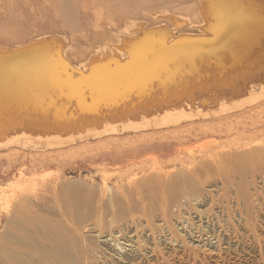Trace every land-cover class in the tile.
Segmentation results:
<instances>
[{
	"label": "rangeland",
	"instance_id": "rangeland-1",
	"mask_svg": "<svg viewBox=\"0 0 264 264\" xmlns=\"http://www.w3.org/2000/svg\"><path fill=\"white\" fill-rule=\"evenodd\" d=\"M249 1L0 0V264H264Z\"/></svg>",
	"mask_w": 264,
	"mask_h": 264
},
{
	"label": "bare ground",
	"instance_id": "bare-ground-1",
	"mask_svg": "<svg viewBox=\"0 0 264 264\" xmlns=\"http://www.w3.org/2000/svg\"><path fill=\"white\" fill-rule=\"evenodd\" d=\"M217 1V0H216ZM227 1V0H226ZM220 2H222V1H220ZM244 2H246V4L248 5L249 3H247V0L245 1L244 0ZM243 2V3H244ZM248 2H251V4H252V1H249L248 0ZM264 2V1H263ZM231 3H232V0H231ZM235 5L237 4V5H240L239 4V2L237 1H235V2H233ZM228 4H230L229 3V0H228ZM234 4H230L231 6H233ZM256 4V2H254L252 5L254 6ZM259 4H262V2H259ZM242 6V7H241ZM262 6L264 7V5L262 4ZM221 7V6H220ZM226 6L224 5V8H225ZM236 7H238V6H236ZM240 7V10H241V8H243L244 6L243 5H240L239 6ZM247 7H249V6H247ZM255 7H257L256 5H255ZM231 8V7H230ZM246 8V7H245ZM231 9H235V7H232ZM239 9V8H238ZM249 9V8H248ZM243 10V9H242ZM246 10H247V8H246ZM246 10H245V12H246ZM257 10H259V8L257 9ZM224 11H226V10H224ZM229 11V10H228ZM236 11V10H235ZM254 11V9H252V12L251 13H249V11H248V13L249 14H245L244 13V11H243V13L242 14H239V12L237 11V12H233V10H231L230 12H227L226 13V16H225V14H224V17H227V19H225V20H227V21H229V22H227V24L225 25V27H224V29L226 30V31H233V33L234 32H237L238 33V31L240 30V32L241 33H244V34H253L254 35V39L256 38V40L255 41H257V40H262V36H261V33H263L264 32V16H263V14H264V11L262 10V11H257V12H253ZM167 12V11H166ZM243 14H245V15H243ZM222 21V20H221ZM222 27V26H221ZM138 28V27H137ZM220 28V27H219ZM166 29V28H165ZM164 29V30H165ZM214 29V28H213ZM169 30V29H168ZM214 31H215V29H214ZM218 31V30H217ZM246 32V33H245ZM227 33V32H226ZM236 33V34H237ZM168 34V33H167ZM166 34V35H167ZM235 33H234V35H236ZM170 35V34H169ZM169 35H168V37H169ZM224 35V34H223ZM223 35H221L222 36V38H223ZM231 35H233V34H231ZM233 35V36H234ZM239 35V34H238ZM243 35V34H242ZM263 35V34H262ZM171 36H172V34H171ZM225 36V35H224ZM227 36H229V35H227ZM244 36H247V35H244ZM237 37V36H236ZM241 37V36H240ZM248 37H250V36H248ZM206 38V37H205ZM214 38H216V37H214ZM220 38V37H219ZM226 38V37H225ZM241 38H243V37H241ZM263 38H264V35H263ZM203 39V38H202ZM237 39V38H236ZM239 39V38H238ZM238 39H237V41H238ZM248 39H250V38H248ZM215 40V39H214ZM217 40V39H216ZM234 40V39H233ZM232 40V41H233ZM240 40V39H239ZM242 40V39H241ZM203 41V40H202ZM205 41V40H204ZM217 41H219V39L217 40ZM248 41V40H247ZM246 41V42H247ZM258 43L259 42H261V41H257ZM257 42H255V44H257ZM198 43V42H197ZM212 43V42H211ZM234 44H235V42H233ZM238 43H240L239 41L237 42V44ZM166 44V43H165ZM214 44V43H213ZM233 44V45H234ZM241 44V43H240ZM246 44V43H245ZM203 45H204V43H203ZM211 45V44H210ZM233 45H232V47H233ZM252 45V44H251ZM257 45H259V44H257ZM166 46V45H165ZM216 46V45H215ZM238 46V45H237ZM264 46V45H263ZM33 47V46H32ZM203 47V46H202ZM211 47V46H210ZM242 47V46H241ZM258 47V46H257ZM260 47V46H259ZM234 48V47H233ZM243 48V47H242ZM242 48H240V50L242 49ZM244 48H245V46H244ZM250 48V47H249ZM170 50H172V49H170ZM235 51H233V53H234ZM157 53V52H156ZM178 53V52H177ZM14 54V53H13ZM167 54V53H166ZM179 54V53H178ZM235 54V53H234ZM242 54V53H241ZM57 55V54H56ZM176 56V55H175ZM246 56V55H245ZM247 58V57H246ZM145 59V58H144ZM242 59V58H241ZM176 60H177V58H176ZM246 60V59H245ZM244 60V61H245ZM140 61V60H139ZM175 61V60H174ZM235 61V60H234ZM243 61V62H244ZM157 62H159V61H157ZM241 62V61H240ZM12 63V62H11ZM130 63H131V61H130ZM138 62H136V64H137ZM175 63V62H174ZM237 63V62H236ZM252 63V62H251ZM115 64V63H114ZM147 64V63H146ZM159 64V63H158ZM161 64V63H160ZM163 64V63H162ZM165 64V63H164ZM240 64V63H239ZM122 65H124V64H122ZM130 65H133L132 63L131 64H129V65H127V66H130ZM234 65V64H233ZM236 65V64H235ZM21 66V65H20ZM138 66V65H137ZM136 66V67H137ZM150 66V65H149ZM160 67V69H161V65H159ZM170 66H171V64H170ZM182 66V65H181ZM184 66V65H183ZM244 66V65H243ZM251 66H252V64H251ZM116 67V66H115ZM119 67H120V65H119ZM123 67V66H122ZM174 67V66H173ZM186 67V66H185ZM236 67V66H235ZM254 67V66H253ZM121 68V67H120ZM124 68H125V66H124ZM142 68V67H141ZM146 68V67H145ZM144 68V69H145ZM149 68V67H148ZM158 68V69H159ZM165 68V67H164ZM166 68H167V66H166ZM169 68V67H168ZM184 68V67H183ZM187 68V67H186ZM232 68V67H231ZM248 68V67H247ZM118 69V68H117ZM123 69V68H122ZM152 69V68H151ZM157 69V70H158ZM174 69V68H173ZM176 69V68H175ZM185 69V68H184ZM251 69V68H250ZM127 70V69H126ZM155 70V69H154ZM156 70V71H157ZM113 71V70H112ZM146 71V70H145ZM167 71V70H166ZM233 71H234V69H233ZM264 71V70H263ZM124 72V71H123ZM154 72V71H153ZM152 72V73H153ZM183 72V71H182ZM146 73V72H145ZM151 72L149 71V73L148 74H150ZM159 73H160V71H159ZM165 73V72H164ZM167 73V72H166ZM259 73V72H258ZM129 74V73H128ZM162 74V73H161ZM174 74H175V72H174ZM178 74V73H177ZM122 75H124V74H122ZM131 75V74H130ZM138 76H139V74H137ZM233 75V74H232ZM134 76V75H133ZM168 76V75H167ZM144 77H147V74H146V76H144ZM152 77V76H151ZM157 77V76H156ZM254 77V76H253ZM126 78V77H125ZM129 78V77H128ZM127 78V79H128ZM135 78V77H134ZM133 78V79H134ZM150 78V77H149ZM118 79V78H117ZM164 79V78H163ZM163 79H162V81H163ZM175 79V78H174ZM176 79H178V78H176ZM1 80V79H0ZM123 80H125V79H123ZM147 80H148V78H147ZM153 80H154V77H153ZM156 80V79H155ZM158 80V79H157ZM173 80V79H172ZM18 81H19V79H18ZM131 81V80H130ZM151 81V80H150ZM160 81V80H159ZM175 81V80H174ZM83 82V81H82ZM127 82H129V81H127ZM146 82V81H145ZM152 82V81H151ZM1 83V82H0ZM2 83H4V82H2ZM21 83V82H20ZM116 83V82H115ZM118 83V82H117ZM122 83V82H121ZM154 83V82H153ZM231 83H233V82H231ZM14 84V83H13ZM72 84V83H71ZM185 84V83H184ZM234 84V83H233ZM106 85V84H105ZM108 85V84H107ZM118 85V84H117ZM132 85V84H131ZM147 85V84H146ZM12 86V85H11ZM114 86V85H113ZM120 86V85H119ZM135 86V85H134ZM218 86V85H217ZM118 87V86H117ZM137 87V86H136ZM180 87V86H179ZM123 88V87H122ZM127 88H128V86H127ZM181 88V87H180ZM101 88H99V90H100ZM125 90V89H124ZM133 90V89H132ZM222 90V89H221ZM34 91V90H33ZM48 91V90H47ZM103 91V90H102ZM7 92V91H6ZM11 92V91H10ZM53 93V92H52ZM91 93V92H90ZM262 93V92H261ZM6 94V93H5ZM45 94V93H44ZM101 94V93H100ZM239 94V93H238ZM256 94V93H255ZM23 95V94H22ZM237 95V94H236ZM46 96V95H45ZM60 96V95H59ZM106 96V95H105ZM171 96V95H170ZM36 97V96H35ZM241 97V96H240ZM249 97V96H248ZM106 98H107V96H106ZM0 99H2V98H0ZM4 99V98H3ZM2 99V100H3ZM7 99H8V97H7ZM47 99V98H46ZM248 99V98H247ZM15 100V99H14ZM103 101V100H102ZM111 101V100H110ZM23 102V101H22ZM163 102V101H162ZM7 103V102H6ZM17 103V102H16ZM38 103H39V101H38ZM3 104V103H2ZM13 104V103H12ZM72 104V103H71ZM87 104V103H86ZM90 104H91V101H90ZM39 105V104H38ZM179 105V104H178ZM81 106V105H80ZM176 106V105H175ZM46 107V106H45ZM74 108V107H73ZM76 108V107H75ZM224 110V109H223ZM227 110V109H226ZM159 112V111H158ZM170 112V111H169ZM56 113V112H55ZM74 113V112H73ZM77 114V113H76ZM149 114V113H148ZM1 117V116H0ZM81 117V116H80ZM135 117V116H134ZM139 117V116H138ZM179 117V116H178ZM110 118V117H109ZM114 118V117H113ZM108 119V118H107ZM164 119V118H163ZM1 120H3V119H1ZM180 120V119H179ZM66 121V120H65ZM69 121V120H68ZM108 121V120H107ZM122 121V120H121ZM52 122H53V120H52ZM77 122V121H76ZM94 122V121H93ZM177 122V121H176ZM44 124V123H43ZM55 124V123H54ZM9 126V125H8ZM45 126V125H44ZM13 127V126H12ZM121 127V126H120ZM3 128V127H2ZM54 128V127H53ZM52 128V129H53ZM87 128V127H86ZM5 129V128H4ZM46 129V128H45ZM62 130V129H61ZM134 130V129H133ZM45 132V131H44ZM85 132V131H84ZM4 133H5V131H4ZM13 133V132H12ZM45 133H47V132H45ZM54 133V132H53ZM57 133V132H56ZM78 133V132H77ZM3 134V133H2ZM76 134V133H75ZM5 135V134H4Z\"/></svg>",
	"mask_w": 264,
	"mask_h": 264
}]
</instances>
